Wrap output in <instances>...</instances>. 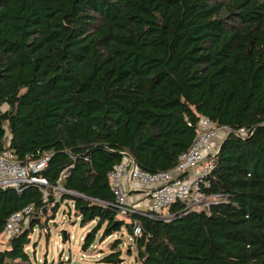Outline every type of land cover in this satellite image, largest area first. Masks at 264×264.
Returning <instances> with one entry per match:
<instances>
[{"label": "trees", "instance_id": "16d2710c", "mask_svg": "<svg viewBox=\"0 0 264 264\" xmlns=\"http://www.w3.org/2000/svg\"><path fill=\"white\" fill-rule=\"evenodd\" d=\"M202 117L228 129L206 189L219 199L209 211L177 202L170 221L140 211L125 221L114 166L130 154L151 173L175 167ZM6 150L21 164L49 157L38 175L51 187L0 188V235L34 209L0 264H39L31 235L58 200L74 202L82 226L95 222L84 253L125 227L139 264H264V0H0ZM123 243L103 262L120 260Z\"/></svg>", "mask_w": 264, "mask_h": 264}, {"label": "built area", "instance_id": "2783aa9c", "mask_svg": "<svg viewBox=\"0 0 264 264\" xmlns=\"http://www.w3.org/2000/svg\"><path fill=\"white\" fill-rule=\"evenodd\" d=\"M223 128L217 127L209 118L202 117L199 123L198 134L191 147L184 152L175 167L161 172L151 173L142 169L130 154H124L121 162L114 166L109 174L110 187L115 195L119 208V215L126 217L135 212L128 203L131 191L142 186L146 190L149 209L144 214L157 219L170 221V208L177 202H183L187 210L209 211L212 204L219 197L206 193L210 187L209 175L214 169L215 157L221 142H217ZM240 135H245L242 128ZM49 157L40 161L21 164L12 151L6 150L0 154V188H15L23 190L28 184H38L45 197L49 195L51 187L48 180L40 175L48 165ZM55 196L66 191L63 187H54ZM135 208V207H134ZM33 207L13 213L6 222L4 234L10 239L18 235L22 227L27 225L33 213ZM134 234H142V225L136 223ZM64 264H77L65 259Z\"/></svg>", "mask_w": 264, "mask_h": 264}, {"label": "rangeland", "instance_id": "374dc122", "mask_svg": "<svg viewBox=\"0 0 264 264\" xmlns=\"http://www.w3.org/2000/svg\"><path fill=\"white\" fill-rule=\"evenodd\" d=\"M228 129L223 128L218 138V143L222 140L223 136H226ZM57 198V196H54ZM57 202H51L47 208L46 216H43V221L46 220L44 228H40L37 224L33 234L31 235V241L29 246V252L32 260L41 264L45 257L49 263H57L60 256H63V260L69 258V261H73L77 264H108L103 262V258L110 252L111 243L118 238H122L124 243L122 244L123 256L120 260H117L115 264H139L135 259V254H127L126 249L130 244V237L126 228L122 229V232L115 233L111 237L102 241L99 236L96 239L91 252L84 253L82 251L83 239L87 233L94 227L95 222H91L87 225H81V217H77L74 209V202L72 200H65L59 204ZM128 203L131 207H135L133 200H129ZM135 211H137V208ZM143 212L142 210H139ZM128 216V215H127ZM125 217V221L129 220V216ZM130 221V220H129ZM128 221V222H129ZM5 237L0 236V245L6 244Z\"/></svg>", "mask_w": 264, "mask_h": 264}, {"label": "crops", "instance_id": "0c3cea01", "mask_svg": "<svg viewBox=\"0 0 264 264\" xmlns=\"http://www.w3.org/2000/svg\"><path fill=\"white\" fill-rule=\"evenodd\" d=\"M224 137L225 136L222 137V140ZM130 200H133V203H135L134 205H135V208H137V211H139V210L146 211L149 209L150 201H148V197L146 195V190L143 189L142 186H137V189H134V191H131ZM0 236L5 237V239L8 243L9 238L4 234V232ZM7 243L4 245H0V249H4L7 246ZM60 258H63V256H60Z\"/></svg>", "mask_w": 264, "mask_h": 264}]
</instances>
